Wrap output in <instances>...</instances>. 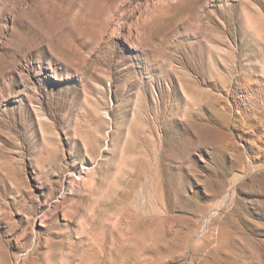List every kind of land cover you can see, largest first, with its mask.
I'll use <instances>...</instances> for the list:
<instances>
[{
  "label": "rangeland",
  "instance_id": "obj_1",
  "mask_svg": "<svg viewBox=\"0 0 264 264\" xmlns=\"http://www.w3.org/2000/svg\"><path fill=\"white\" fill-rule=\"evenodd\" d=\"M0 264H264V0H0Z\"/></svg>",
  "mask_w": 264,
  "mask_h": 264
}]
</instances>
